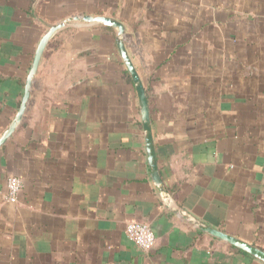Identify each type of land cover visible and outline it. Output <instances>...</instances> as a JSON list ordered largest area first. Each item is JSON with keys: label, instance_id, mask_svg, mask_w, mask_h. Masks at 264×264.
<instances>
[{"label": "crops", "instance_id": "1", "mask_svg": "<svg viewBox=\"0 0 264 264\" xmlns=\"http://www.w3.org/2000/svg\"><path fill=\"white\" fill-rule=\"evenodd\" d=\"M74 16L125 26L175 202L264 250V0H0V135L48 26ZM132 221L154 232L151 251L126 237ZM0 264L261 263L163 208L115 31L94 26L50 41L0 148Z\"/></svg>", "mask_w": 264, "mask_h": 264}, {"label": "water", "instance_id": "2", "mask_svg": "<svg viewBox=\"0 0 264 264\" xmlns=\"http://www.w3.org/2000/svg\"><path fill=\"white\" fill-rule=\"evenodd\" d=\"M94 26H105L115 31L116 47L120 55V58L122 60V63L132 81L138 100L141 125L144 135V141H145L146 160L149 168L150 178L153 183V186L158 192V198L163 208L169 213L180 218L183 222H185L189 226L200 231L201 233L215 240H218L232 248H235L245 253L246 255L250 256L251 258L259 261L261 264H264V250L242 239L229 235L225 232H222L218 229H215L205 224L201 220L197 219L196 217L185 211L182 207H180L175 202L173 197L169 194V192L166 190L159 175L157 160L155 156V148H154V141H153V135L151 129V119H150L146 90L145 87L143 86L140 75L137 72L127 50V44L125 41V35H126L125 26L113 18L105 17V16H74V17L66 18L57 24H52L48 26V29L40 39L36 51L34 53V56L32 58L30 69L26 77L24 91L21 98L19 109L14 119L10 122L9 126L0 135V148L7 143V141L15 133V131L20 126L23 120V117L26 113L27 106L30 100L31 90H32L33 82L35 80V76L37 74L39 63L41 61L44 50L46 49L50 41L59 32L67 28L94 27Z\"/></svg>", "mask_w": 264, "mask_h": 264}, {"label": "built area", "instance_id": "3", "mask_svg": "<svg viewBox=\"0 0 264 264\" xmlns=\"http://www.w3.org/2000/svg\"><path fill=\"white\" fill-rule=\"evenodd\" d=\"M22 187L23 183L20 178L14 176L7 178L5 200L9 203H16ZM125 235L144 252L151 251L156 244L154 232L143 223L135 221L128 222L125 227Z\"/></svg>", "mask_w": 264, "mask_h": 264}]
</instances>
